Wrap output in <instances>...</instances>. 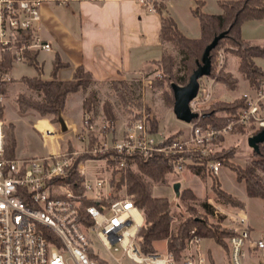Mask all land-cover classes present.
Segmentation results:
<instances>
[{"label": "built area", "instance_id": "obj_1", "mask_svg": "<svg viewBox=\"0 0 264 264\" xmlns=\"http://www.w3.org/2000/svg\"><path fill=\"white\" fill-rule=\"evenodd\" d=\"M150 14L160 13L165 0H138ZM43 0H0V110L5 107L9 86L17 66L30 65V58L52 52V45L41 34ZM224 50L217 56V71L227 65ZM11 65V69L2 65ZM214 78L200 81L197 97L190 109L198 118L188 133L167 135L152 129L153 115L143 109L129 122L120 139L116 125H100L86 115L80 126L63 132L45 121L36 125L49 147L44 157L10 158L6 148V122L0 119V264H264V214L260 225L252 223L245 208L228 207L215 198L209 208L221 231L222 243L203 237L194 229L179 254L144 253L139 233L145 225L144 212L133 197L114 198V171L126 169L129 157L162 154L170 159L176 173L195 166L205 167L215 176L222 164L217 160L222 140L236 127L253 133L264 130V80L252 93L243 95L246 107L237 118L222 128L204 126L201 120L215 94ZM41 127V128H40ZM74 134L81 149L64 147L65 136ZM89 156L79 163L80 181L68 183L77 157ZM88 163H97L92 176ZM209 240L225 251L217 255L204 250ZM96 242L100 249L96 247ZM106 254L102 255L100 250ZM121 253V257L116 254Z\"/></svg>", "mask_w": 264, "mask_h": 264}, {"label": "trees", "instance_id": "obj_2", "mask_svg": "<svg viewBox=\"0 0 264 264\" xmlns=\"http://www.w3.org/2000/svg\"><path fill=\"white\" fill-rule=\"evenodd\" d=\"M204 3L198 1L200 7L196 11L201 26L200 39H192L184 35L172 17L165 16L162 19L163 42L164 44H170L182 56L180 64L184 75L179 76L177 55L165 49L161 58L153 61L160 76V79H156L153 85L155 88L164 90L166 102L172 109L175 105L172 85L186 86L189 83L192 74L198 68V64L202 63L205 49L222 33L227 32V35L219 41L217 47L210 54L212 60L210 77L214 78L216 83L224 86L228 91L235 92L239 89V80L232 73L226 69L217 71V56L221 50H224L227 58L230 56L238 60V72L246 78L251 89L259 87L264 80V71L255 62L256 58H264V48L242 38L244 23L254 19L264 20V0H220L219 4L222 9L220 15L203 12L201 8ZM29 64L36 69L39 76L36 78H23L21 82L30 91L40 94L41 98L36 99L25 94L19 95L17 103L20 113L34 112L41 118H51L53 124H58L61 114L65 113L67 109L68 100L72 96L81 93L85 95L82 105L84 116L92 115L95 112V107L99 104V98L92 86L97 81L90 72L81 67L76 70L73 80L60 81L57 75L65 65L59 58H56L51 79L46 80L42 78L43 67L38 62L37 54L30 58ZM2 67L11 69L9 64L2 65ZM111 87L112 92L119 98L124 108L134 106L139 110L138 115L143 109L151 113L149 107L136 101L133 84L129 81L115 79L111 81ZM245 107L246 100L243 96L235 98L232 102L216 101L205 111L201 124L222 128L230 120L237 118ZM4 114L5 107L0 110V119H4ZM103 114L105 121L110 125L117 123V114L108 101L103 104ZM152 129L153 131L159 129L156 116H153L152 119ZM15 130L14 124H6V148L10 158H16L17 139ZM245 131L244 127L238 126L233 133L245 134ZM258 133L250 134V136ZM259 148V153L253 150V160L246 167L235 162L238 147L221 149L217 153V160L221 162L223 168L236 175L237 182L245 186L248 197L264 200V143L260 144ZM68 149L69 151L76 150L71 143H69ZM76 159L71 176L67 179V182L71 184L80 181L77 174L79 163L85 159L94 158L80 156ZM134 167L137 168V171ZM192 170L211 179V190L219 202L232 207L245 208V204L241 200L222 189L218 176L207 171L205 167L195 166ZM173 173L176 172L172 159L162 154H153L147 157L134 155L129 157L126 169L114 171L113 173L114 198H120L121 194L130 195L133 197L134 203L144 212L145 223L148 228L142 229L139 233L142 251L146 254L155 253L158 250L156 244L167 241L169 251L179 254L183 251L194 229L198 230L199 235L213 237L217 242L222 243L225 234L218 224L210 222L209 210H206L207 214H201L197 209L188 205L182 222L174 230L171 229V223L174 220L172 203L167 198L154 197L152 184L166 182L168 176ZM179 198L185 201L197 200L189 189L182 190Z\"/></svg>", "mask_w": 264, "mask_h": 264}, {"label": "rangeland", "instance_id": "obj_3", "mask_svg": "<svg viewBox=\"0 0 264 264\" xmlns=\"http://www.w3.org/2000/svg\"><path fill=\"white\" fill-rule=\"evenodd\" d=\"M198 1L205 2L201 10L205 13H210L212 15H219L222 9L219 4V0H169L167 4L168 13L175 18V21L179 29L189 38L200 39L201 38V26L200 21L196 15L197 9L200 7ZM256 20H250L242 26V38L254 45L264 48V22L259 24ZM167 50L173 52L177 55L178 60V72L179 76L184 75L183 68L180 64L182 56H180L174 48L168 44ZM222 51V50H221ZM47 58L43 55L41 59ZM48 59V58H47ZM257 59V58H256ZM228 64L225 69L232 73L239 80V89L235 92L228 91L224 86H220L219 97L223 102H232L234 96L245 93H252L249 90V83L244 76L238 72V60L234 57H228ZM257 64L264 70V58H258ZM44 77L49 78L52 71V62L50 59L46 61L44 67ZM12 76L15 80L10 85V92L5 105L4 120L6 124H14L16 127V139H17V157H31L39 156L44 157L47 155L49 148L46 146L42 140L39 132L35 129L34 125H40L39 122L45 121L47 124H52L55 128H59V124H53L51 118H41L34 112H29L27 114H22L19 111L17 98L21 94H25L29 97L40 99L41 96L38 93L30 91L26 85L19 81L23 77H34L37 76V72L33 67L29 65L17 66L12 71ZM160 79V76L155 72V69H150L148 72L144 73V79H135L132 81L136 101L141 102L143 106L149 107L151 109V115L156 116L158 123L160 124V129L163 130L167 135H177L181 131L188 133L190 126L184 122L179 121L173 113V109L169 107L166 102L165 92L161 88L154 87V81ZM152 81V84L148 83ZM94 90V89H93ZM94 92L97 93L99 98V104L95 107V112L102 116L103 104L108 101L112 104L118 120L121 121L120 125L127 126L130 121L139 116L137 110L134 106L129 108H124L119 98L112 92L111 88L98 87ZM81 94H76L69 99V108H67L71 113V117H67L64 113L61 114L59 121L62 119L69 122V126L78 122L82 124L84 119V114L81 112ZM216 102L213 100V103ZM66 116V117H65ZM71 118L74 120L71 121ZM103 118V116H102ZM94 119L97 122V117ZM100 125L105 122V119L99 120ZM98 123V122H97ZM80 124V125H81ZM44 124H41L42 127ZM124 126V127H125ZM40 127V128H41ZM252 134L250 129H246L245 134H235L232 133L222 140L220 149H227L229 147H238V152L235 155V162L243 167H246L253 160V149L249 147L248 140ZM71 143L77 150L81 149V143L78 138L72 134L68 133L65 136L64 147L67 149ZM99 165L97 163H88L89 173L92 176L93 168H97ZM135 171L137 168L134 167ZM219 179L222 185V189L229 194L237 197L241 200L246 207V210L251 216L252 223L255 225H260L262 216L264 214V200L254 199L248 197L246 194V189L243 184L237 182L236 175L228 169L222 167ZM180 183V190H191L196 196L195 201H185L181 200L174 191V185ZM211 179L198 174L192 169H186L181 173L170 174L167 181L161 184H152V191L154 197L167 198L172 203V211L174 220L171 223V229L174 230L183 220L185 216V209L187 206L194 207L201 214H207L206 210H209V220L212 223H216L215 218L212 216V211L209 208V199L215 198L211 190ZM216 199V198H215ZM217 200V199H216ZM224 204V203H223ZM207 205V207H205ZM226 205V204H225ZM229 207V205H227ZM232 207V206H230ZM146 225V223H145ZM148 226L146 225L147 229ZM96 247L100 249V246L96 242ZM156 248L159 252H164L168 248V242L163 241L156 244ZM203 249L206 251L212 249L215 254L223 255L224 250L219 248L215 242L206 240L203 242ZM101 254L106 253L101 249ZM116 257L120 258L121 253L116 254ZM124 264H133L131 261L125 259Z\"/></svg>", "mask_w": 264, "mask_h": 264}, {"label": "crops", "instance_id": "obj_4", "mask_svg": "<svg viewBox=\"0 0 264 264\" xmlns=\"http://www.w3.org/2000/svg\"><path fill=\"white\" fill-rule=\"evenodd\" d=\"M168 2L169 0H165L160 13L153 15L148 13L138 0H43L40 29L44 40L52 45L53 50L38 55V62L43 67L42 78L51 79V75L49 78L44 77V67L46 61L50 59L53 70L56 58L65 65L58 72V80H73L76 70L82 67L97 81L92 86L94 90L98 87L112 90L111 81L115 79H124L130 83L135 79L142 80L144 73L152 68L157 72L153 61L161 58L168 45V43L164 44L162 39V19L165 16L172 17L167 11ZM256 21L259 24L264 22L263 19ZM43 55H46L48 59L42 60ZM257 59H255L256 64ZM38 76L37 72V76L30 78ZM148 83L152 84V81ZM220 86L222 85L215 84V101H222L219 97ZM244 94L246 93L242 92L234 96L233 100ZM84 98L85 95L82 94L80 98L82 114H84L82 106ZM68 103L67 108H69ZM70 113L66 109L64 114L69 117ZM92 116L97 117L98 124H100L99 120L105 119L103 113V118L96 112ZM71 121L74 122L72 118ZM68 123L66 122L67 127L70 125ZM120 123L121 121L118 120L115 124L116 132L113 137L116 140L121 138L126 127ZM80 124L76 122L73 126H80ZM36 157L39 156H16V158Z\"/></svg>", "mask_w": 264, "mask_h": 264}, {"label": "water", "instance_id": "obj_5", "mask_svg": "<svg viewBox=\"0 0 264 264\" xmlns=\"http://www.w3.org/2000/svg\"><path fill=\"white\" fill-rule=\"evenodd\" d=\"M226 35L227 32L220 34L205 49L202 63L198 64L197 70L192 74L189 83L186 86H180L177 84L172 85L175 97L173 113L179 121L190 124L193 120L198 118V115L191 111L190 102L194 100L199 93L200 81L205 77L211 76L212 60L210 54L217 47L219 41L222 40ZM60 125L62 127V131L66 132V122L61 119ZM262 143H264V130L256 135L251 136L248 140L249 147L256 153L260 152L259 145ZM180 186V183L174 185V191L178 197L181 195Z\"/></svg>", "mask_w": 264, "mask_h": 264}]
</instances>
